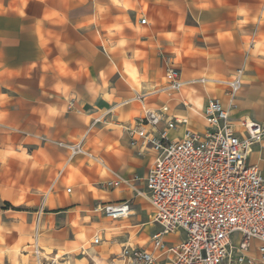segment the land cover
Masks as SVG:
<instances>
[{"label": "crops", "instance_id": "0c3cea01", "mask_svg": "<svg viewBox=\"0 0 264 264\" xmlns=\"http://www.w3.org/2000/svg\"><path fill=\"white\" fill-rule=\"evenodd\" d=\"M167 62L180 70L183 82H194L171 98L160 92ZM238 70L242 86L230 119L264 125V0H0V183L8 175L2 164L7 160L16 191L38 199L47 193L37 230L38 207L7 209L3 203L9 202L0 197V264H120L114 258L122 247H139L133 241L147 235L150 240L160 229L148 221L157 231L143 233L147 224L141 218L149 219L151 208L133 189L144 191L152 156L130 148L124 127L144 110L166 105L169 116L187 119L170 132L172 139L187 129L204 133L207 101L228 103L212 82L231 80ZM117 84L127 92L118 94ZM53 108L61 115L50 127L45 116ZM12 141L14 149L28 146L27 158L3 150ZM56 142H81L103 166L83 157L67 161ZM246 163L264 178V141L252 146ZM108 171L139 180L133 189H105L99 184L110 178ZM123 200L130 204L128 218H94L96 206ZM80 211L90 221L82 233L73 218ZM96 236L100 242L93 244ZM183 237L178 232L166 240ZM239 241L231 236L232 244ZM258 246L252 240L245 253L254 264ZM139 248L150 249V243Z\"/></svg>", "mask_w": 264, "mask_h": 264}, {"label": "built area", "instance_id": "2783aa9c", "mask_svg": "<svg viewBox=\"0 0 264 264\" xmlns=\"http://www.w3.org/2000/svg\"><path fill=\"white\" fill-rule=\"evenodd\" d=\"M139 23L144 25L145 19ZM241 77L238 70L231 80L212 82L222 87L228 103L225 106L216 98L207 101L202 111L208 128L204 133L187 129L180 138L172 139L170 132L186 125L187 119L169 116L166 105L144 110L133 124L124 127L130 148L152 156L143 178L144 191L133 189L139 180L136 176L129 179L111 171L110 178L99 185L105 189L130 188L134 196L144 197L151 208L149 221L160 230L150 237V249L127 245L114 260L120 264H156L158 258L169 264H254L245 253L256 240L257 262L264 264V178L256 166L246 163L252 146L264 141V125L247 119L235 125L230 119ZM193 83L183 82L180 70L167 62L160 92L171 98ZM55 145L67 154V161L83 157L103 166L81 142ZM46 196L43 193L36 210V229ZM96 210L111 220L126 219L131 212L125 200L97 206ZM178 232L184 235L181 241L166 240ZM233 234L240 236L237 245L231 243ZM99 242L96 236L92 243ZM39 251L34 248L38 261Z\"/></svg>", "mask_w": 264, "mask_h": 264}, {"label": "rangeland", "instance_id": "374dc122", "mask_svg": "<svg viewBox=\"0 0 264 264\" xmlns=\"http://www.w3.org/2000/svg\"><path fill=\"white\" fill-rule=\"evenodd\" d=\"M3 133L4 134H9V132L5 131V130H3ZM13 145H14V141L10 142V147H8L7 145H4V144H3L2 147H3V150L8 148V150H10L13 153L18 150L20 153L23 154V156H24L23 158H27L26 157V151L27 152L30 151L28 146H21V147H19L17 149L16 148L14 149ZM2 164H3V166H4V168H5V170H6L8 175H6V177H7L6 181L3 180V182L0 183V188H1L0 197H1V199L6 200V201L9 202L8 205L6 203H3V206L5 208H7V209H14V210L20 211V212L32 211V210H34V208L36 210V207H38V200H40L41 197H39V199H38V196H34L32 192H28V191H19V192L16 191L17 189L12 187L11 184H10V174H11L10 166H9L10 165V161L4 160ZM71 186L72 185L68 184L67 188H69V187L71 188ZM108 193H110V192H108ZM73 196H75V195H73ZM7 215H15V214L8 213ZM81 215H82L81 211L80 212H76V213H74L73 218H74L75 221L79 222V224H78L79 225V230L82 233V231L84 229L83 226L90 225V221L87 220V219L83 220ZM96 217H102V214L98 211L97 213H94V218H96ZM133 218H135V217H133ZM129 221L130 220H128V222H123L122 225H124L125 228H128L129 227V225H128ZM148 221H149V219H147L146 217L142 216L141 222L144 223V224H147L146 226L144 225L143 227H141V230L147 227L144 230V232H143L144 234L150 233V232L154 233V232L157 231L156 227H151V225L148 224ZM72 226L74 228L77 227L76 224H73ZM34 229L37 230L36 229V220H35ZM118 232H120V231H115L114 233H118ZM35 233H37V231H35ZM109 234L110 233L107 232L106 237H105L106 240L109 239V237H110ZM137 237H138V235H137ZM79 238H83V236L81 235ZM133 238H134V236L132 237V239ZM84 240L86 242H88V243H90V241H92L90 238H87V239L85 238ZM133 243H136L137 246H139V247L149 248V243H150L149 242V235H147L146 237H140L138 240H134ZM33 246H35V245H33ZM90 247H92V246H90ZM117 251H119V249ZM44 252L45 253H49L48 249L44 250ZM160 263L169 264L165 260L161 261Z\"/></svg>", "mask_w": 264, "mask_h": 264}, {"label": "snow or ice", "instance_id": "6c2138e0", "mask_svg": "<svg viewBox=\"0 0 264 264\" xmlns=\"http://www.w3.org/2000/svg\"><path fill=\"white\" fill-rule=\"evenodd\" d=\"M113 2L116 3V0H113ZM117 6H120V5H117ZM123 6L127 7V5H123ZM97 63H98V67H103V61L102 60H98ZM101 75H104V73H101ZM130 75H132V74L130 73ZM132 78H133V80H135L134 75L132 76ZM116 87L118 90V94H123V93L127 92V88L123 84H117ZM60 115H61V112H58L55 108L49 109L47 116H45V122L48 123L50 127L52 126L53 122L58 124L59 121H56L55 118L59 117ZM109 152H111V149H109ZM110 162H112L113 165L115 166L116 162H114V161H110Z\"/></svg>", "mask_w": 264, "mask_h": 264}, {"label": "trees", "instance_id": "16d2710c", "mask_svg": "<svg viewBox=\"0 0 264 264\" xmlns=\"http://www.w3.org/2000/svg\"><path fill=\"white\" fill-rule=\"evenodd\" d=\"M8 205V204H7Z\"/></svg>", "mask_w": 264, "mask_h": 264}]
</instances>
